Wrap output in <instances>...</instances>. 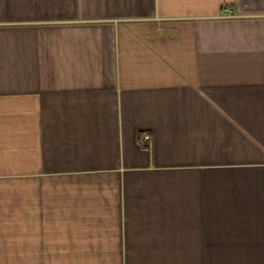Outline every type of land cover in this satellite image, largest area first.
Returning a JSON list of instances; mask_svg holds the SVG:
<instances>
[{
    "label": "crops",
    "instance_id": "crops-1",
    "mask_svg": "<svg viewBox=\"0 0 264 264\" xmlns=\"http://www.w3.org/2000/svg\"><path fill=\"white\" fill-rule=\"evenodd\" d=\"M0 264H264V0H0Z\"/></svg>",
    "mask_w": 264,
    "mask_h": 264
},
{
    "label": "built area",
    "instance_id": "built-area-1",
    "mask_svg": "<svg viewBox=\"0 0 264 264\" xmlns=\"http://www.w3.org/2000/svg\"><path fill=\"white\" fill-rule=\"evenodd\" d=\"M150 141V137L148 134H144L140 137L139 142L140 143H148Z\"/></svg>",
    "mask_w": 264,
    "mask_h": 264
},
{
    "label": "trees",
    "instance_id": "trees-1",
    "mask_svg": "<svg viewBox=\"0 0 264 264\" xmlns=\"http://www.w3.org/2000/svg\"><path fill=\"white\" fill-rule=\"evenodd\" d=\"M139 139H140V137H139Z\"/></svg>",
    "mask_w": 264,
    "mask_h": 264
}]
</instances>
